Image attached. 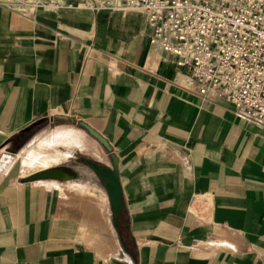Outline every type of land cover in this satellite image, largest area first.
I'll list each match as a JSON object with an SVG mask.
<instances>
[{"label":"crops","instance_id":"1","mask_svg":"<svg viewBox=\"0 0 264 264\" xmlns=\"http://www.w3.org/2000/svg\"><path fill=\"white\" fill-rule=\"evenodd\" d=\"M38 1L0 0V264H264V128L201 96L143 11ZM81 122L118 157L127 242L73 160L112 166Z\"/></svg>","mask_w":264,"mask_h":264},{"label":"built area","instance_id":"2","mask_svg":"<svg viewBox=\"0 0 264 264\" xmlns=\"http://www.w3.org/2000/svg\"><path fill=\"white\" fill-rule=\"evenodd\" d=\"M67 6L143 11L150 44L174 56L201 96L225 100L264 128V0H77Z\"/></svg>","mask_w":264,"mask_h":264},{"label":"water","instance_id":"3","mask_svg":"<svg viewBox=\"0 0 264 264\" xmlns=\"http://www.w3.org/2000/svg\"><path fill=\"white\" fill-rule=\"evenodd\" d=\"M40 122L41 120L32 123L31 125L27 126L24 131L30 130ZM80 125L85 128L87 132L93 138H95L104 147L106 151L110 152L112 166L104 165L90 158H82L81 162L86 164L97 176V178L103 182V185L107 191L108 200L110 202V207L113 216L115 218H118L124 208L121 182L118 173V157L114 152H112V147L104 136H102L98 131H96L86 123L81 122ZM46 174H53V171H43L40 173V175Z\"/></svg>","mask_w":264,"mask_h":264},{"label":"trees","instance_id":"4","mask_svg":"<svg viewBox=\"0 0 264 264\" xmlns=\"http://www.w3.org/2000/svg\"><path fill=\"white\" fill-rule=\"evenodd\" d=\"M116 219L118 221V228H119L120 234L122 236V239L124 242H127L130 235H129V231L127 228V222L128 221H127V216H126L124 208H123L122 212L120 213L119 217Z\"/></svg>","mask_w":264,"mask_h":264},{"label":"rangeland","instance_id":"5","mask_svg":"<svg viewBox=\"0 0 264 264\" xmlns=\"http://www.w3.org/2000/svg\"><path fill=\"white\" fill-rule=\"evenodd\" d=\"M13 1H15V0H13ZM30 1H32V0H30ZM41 1H44V0H41ZM75 135H76V136H75ZM75 135H74V138L79 139V138L81 137L79 134H75ZM80 139H81V138H80ZM77 153H78V151H77ZM77 153L74 152V155H73L74 158H73V160H74V162H76L77 164L83 166L84 164H82L80 158H82V157H84V156H82V155H80V154H77Z\"/></svg>","mask_w":264,"mask_h":264},{"label":"bare ground","instance_id":"6","mask_svg":"<svg viewBox=\"0 0 264 264\" xmlns=\"http://www.w3.org/2000/svg\"><path fill=\"white\" fill-rule=\"evenodd\" d=\"M40 1V0H39ZM38 1V2H39ZM7 2V1H6ZM17 2V1H16ZM52 3V2H51ZM51 3H50V5H51ZM17 4V3H16ZM37 4V3H36ZM42 4V3H41ZM40 4V5H41ZM39 6V5H38ZM32 10V9H31ZM36 10V9H35ZM33 11V10H32ZM30 13V12H29ZM140 13V12H139ZM33 15V14H32ZM137 17V16H136ZM143 18V17H142ZM54 174H56V175H60L61 173L60 172H54ZM103 210V209H102ZM103 213V212H102ZM101 231V230H100ZM98 234V233H97ZM105 236H108V234H106ZM108 237H110V236H108Z\"/></svg>","mask_w":264,"mask_h":264},{"label":"flooded vegetation","instance_id":"7","mask_svg":"<svg viewBox=\"0 0 264 264\" xmlns=\"http://www.w3.org/2000/svg\"><path fill=\"white\" fill-rule=\"evenodd\" d=\"M82 159V158H81ZM83 163V162H82Z\"/></svg>","mask_w":264,"mask_h":264}]
</instances>
